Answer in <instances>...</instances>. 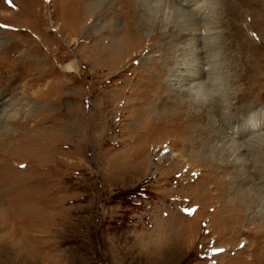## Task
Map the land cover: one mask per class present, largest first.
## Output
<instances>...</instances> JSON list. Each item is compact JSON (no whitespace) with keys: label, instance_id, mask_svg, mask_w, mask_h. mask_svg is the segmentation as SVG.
<instances>
[{"label":"rangeland","instance_id":"obj_1","mask_svg":"<svg viewBox=\"0 0 264 264\" xmlns=\"http://www.w3.org/2000/svg\"><path fill=\"white\" fill-rule=\"evenodd\" d=\"M132 1L136 18L152 11L170 24L176 7L199 6L200 43L211 16L218 49L246 72L231 83L233 92L246 85L242 103L230 99L229 117L210 108L208 124V115L140 121L150 99L161 117L173 109L189 35L166 50L151 28L137 31L108 63L92 58V17L73 0H0V264H264V157L246 145L264 140V0H166L164 12L158 0ZM115 18L122 24L121 13L104 21ZM101 24L93 40L112 37ZM164 49L172 59L162 66ZM219 91L226 105V85ZM237 144L243 158L230 150Z\"/></svg>","mask_w":264,"mask_h":264},{"label":"bare ground","instance_id":"obj_2","mask_svg":"<svg viewBox=\"0 0 264 264\" xmlns=\"http://www.w3.org/2000/svg\"><path fill=\"white\" fill-rule=\"evenodd\" d=\"M180 1H182V0H180ZM73 2L78 5L80 10H84L83 11L84 16H86L87 18L90 16L92 17L91 22L89 23V26L87 27V32H86L87 42L88 43L90 42L89 44L91 46H95L94 48L99 47V45L102 46V47H99L101 49L100 50L101 52H99V49L94 50V48H92V50L90 51V54L93 56L92 57L93 59L98 57L99 60L108 62L110 60L109 59L110 55H108V54H110V52L112 54L119 53L118 42L121 41L122 38H126L129 34L137 35V31H141V30L147 29V28H151L153 31V33L149 37L150 40L153 42L156 40H160L161 43L158 44V46L159 47L161 46V48H165L166 50H167V48L165 46H167L169 42L173 43V41L179 40V38H181L183 35H186V36L189 35L190 36V42L192 41V44L190 46V49L188 50V53L191 56V61L188 62V60H187L186 63L182 62V63L178 64L179 65L178 68H180L182 70H179L178 74H176L172 79L174 84H178L177 89L175 92L171 91V93L170 92L168 93L170 95L175 96L174 99H171L169 101V104H172L173 109L171 110L170 113L165 114V116L161 117L156 113V110H154L156 108H154L152 105V104H154L153 99H150L152 102V104H151L152 108L150 107L148 109H144V113L146 114V116L142 117L143 119L140 118L141 117L140 116L139 117L140 121L144 120V121L149 122L150 120H153V119L156 120V119L166 118V120L170 126H174V125L177 126L178 124L192 125V122L194 119H195L194 120V124H195V123H198L199 121L201 122L203 119V116L208 115V118L210 119V120L208 119V121L206 123V124H208V123H211V117L209 116V112H211L210 110H212V109H210V108L213 107V110H214V108L216 106H219L223 109L224 115L228 116L230 113H233L232 111H228L229 108H233L236 106L235 102L233 101V104L230 107V99L231 98L233 99V96H235L234 98H236L235 101L241 100L240 104L242 103L243 100L241 99L242 98L241 94L246 92V89H245L246 85L243 84V87H240V88L238 87L235 90V92H233L231 83L235 82V81L242 80V78H245L244 75H246V72L245 71L240 72V68H241L242 64H238L236 62V64H237V66H236V64L234 63L235 61H232V59L228 58L227 53L231 52V49L230 50L228 49L229 51H225V52L220 51L218 49V47L221 44L218 37H221L222 33L218 32L219 34L217 33V35L212 34L213 32L210 33L216 27V22H214L213 19H211L212 18L211 16H210L211 18L206 17L204 19V21H206V24L204 23L203 25H205V27H206L205 32H206L207 37L205 36L203 38V40H202L203 42L200 43V39L197 38L196 36H194L196 28L197 27L199 28V22L200 21H198L193 16H194V14H199V12H200L199 6L197 8L192 9L194 11V13H192V14L190 12L191 10L190 11L189 10H183V9L175 6L176 9L174 11L177 12V14L181 17H177L178 19L171 20L172 24H170L169 22L165 21L164 19L156 17L155 15H151L150 14L152 12L151 10H150L151 12L149 14L148 13L142 14L139 18H136L137 17L136 16L137 8L135 5L136 2L134 3L132 0H73ZM152 2H153V0H152ZM160 2H161V0L155 1L153 9L155 8L156 10H162L164 12L167 1L164 0L163 2H161V3ZM188 2H189V0H188ZM168 3H169V1H168ZM215 7H217V6H215ZM217 8H216V10H217ZM213 10H215V9H213ZM119 13H121L124 16V20H122L120 18L122 20V22H121L122 24H120V22L118 21V18H115L112 21L111 25H109L107 21L106 22L104 21V19L106 20L107 17H109V16L111 17L113 14L117 15ZM173 15H174V13L172 12V17H173ZM174 16H176V15H174ZM182 16L183 17L189 16L191 18L189 20H186L185 19L186 17L183 19ZM195 16H197V15H195ZM97 24H101L100 25V27L102 28L101 30L103 32H104V30L109 32L110 33L109 36L112 35V37L109 39L108 38H101L102 32L100 31L99 35H98L99 38H97L96 40H93L94 39L92 36L93 25H97ZM163 25H164L165 29L161 30L163 28ZM173 29H174V31H173ZM191 32H194V33L192 34ZM209 34H210V36H209ZM236 34H238V33H236ZM136 37H138V36H136ZM201 38H202V36H201ZM139 39H140V35L138 37V40ZM206 42H208V43H206ZM199 44H201L200 47H199ZM172 46L174 48L177 45H175V43H174V44H172ZM103 47H106V48H103ZM107 47H109V48H107ZM170 47L171 46L169 45L168 51L173 49ZM165 49L163 50V54L167 57V59H162L160 61L162 63V66L164 63H166L167 61H170L172 59L171 56L167 55V52ZM206 49H208L209 52H210V50L215 49L214 51H211V53L214 52V54H213L215 56L214 59H211V57H210L211 54L209 55V53L207 52ZM171 54H172V52H171ZM174 54H175V52H174ZM205 54L207 56H205ZM243 65H245V68L249 67V65L245 64V62H243ZM236 67H237V70H236ZM68 68H70V70H72L71 66H68ZM233 69H234V73L238 72L237 78H236V76L234 77ZM163 70H165V69H163ZM175 70L177 71V69H175ZM182 71H184L185 73ZM157 72H159V71H157ZM182 73H184V74H182ZM232 73H233V76H232ZM151 75H153V74H151ZM204 77H206V80L208 81V82L204 81V83H206V85L201 84L200 82H197V83L190 82V81H195V80H198L201 78L204 79ZM216 79H220L221 82L214 83L213 81ZM219 84H223L224 86L226 85V88H227L226 94L227 95L225 97V101L228 102V103H226V105L217 103V101L223 100V96H221V92L219 91ZM183 86H189V88L188 89H178V88H181ZM214 91H216L217 94L214 93ZM240 92H243V93H240ZM163 93H165V92H163ZM183 94H189L191 96L195 95L196 97L201 96L202 100H204V99H206V100H205L204 104H202V105H199L193 101H177V97L181 96ZM256 95H258V94H256ZM216 97L218 98V100ZM189 105L193 108L198 107V111L192 112L191 114L190 113L183 114V110ZM220 105H222V106H220ZM153 110H154V114H153ZM237 110L238 109L236 108V110H234V112H236ZM224 118H226V117H224ZM251 127H253V126H251ZM251 127H249L248 129H252ZM186 128H188V126ZM184 131H185V129H184ZM193 134H194V132H193ZM191 137H193V136L191 135ZM252 140H254L253 144H248V143L246 144L247 146H249V151L247 150V152H249L252 156L263 155V157H264V140L259 136H258V138L253 137ZM243 149H245V148H243L241 144H239V145L237 144L236 147L230 146V150H232L235 157H242L241 155H242ZM198 150H200V149H198ZM216 152H218V151H216ZM238 197H240V195ZM224 222L225 221H223V223ZM221 223H222V221H221Z\"/></svg>","mask_w":264,"mask_h":264},{"label":"snow or ice","instance_id":"obj_3","mask_svg":"<svg viewBox=\"0 0 264 264\" xmlns=\"http://www.w3.org/2000/svg\"><path fill=\"white\" fill-rule=\"evenodd\" d=\"M8 2L11 3L12 0H8ZM0 27H4V26L0 25ZM241 247H243V245H241ZM217 251H223V250L222 249H218Z\"/></svg>","mask_w":264,"mask_h":264}]
</instances>
